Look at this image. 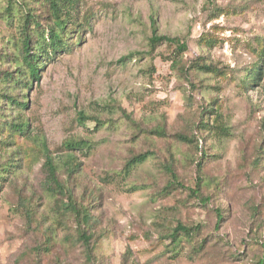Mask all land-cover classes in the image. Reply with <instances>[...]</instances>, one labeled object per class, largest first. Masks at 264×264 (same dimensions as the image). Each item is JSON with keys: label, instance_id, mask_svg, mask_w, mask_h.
Instances as JSON below:
<instances>
[{"label": "rangeland", "instance_id": "rangeland-1", "mask_svg": "<svg viewBox=\"0 0 264 264\" xmlns=\"http://www.w3.org/2000/svg\"><path fill=\"white\" fill-rule=\"evenodd\" d=\"M9 3L0 77L30 87L0 80V264L264 263V0H64V48L41 54L38 81L21 61L19 8L41 30L53 17L44 0H12V16ZM70 140L88 150L67 152ZM44 150L90 216L88 244L48 186ZM177 224L197 235L174 247Z\"/></svg>", "mask_w": 264, "mask_h": 264}, {"label": "trees", "instance_id": "trees-1", "mask_svg": "<svg viewBox=\"0 0 264 264\" xmlns=\"http://www.w3.org/2000/svg\"><path fill=\"white\" fill-rule=\"evenodd\" d=\"M8 2L12 3V0H7ZM45 5L48 6L51 16L53 17V24L54 27H48L47 29L41 30L39 25L32 24V27L29 26V23L33 22L35 17L34 15L30 14L27 11H24L22 7L19 8V10L27 16L25 17L26 23L22 25V30H24V33L22 35V40H21V48H20V55H21V61L23 63V66L25 67V70L28 74V77L26 80L29 81H38L39 79V70L41 69V66L44 65L42 62V53L46 51V49L50 53L56 54L58 51L62 50L64 48V43L63 40L60 38L57 28L60 27V16L63 14L64 11V0H44ZM8 7H6L5 11L7 12L8 16H12V9L10 7V4ZM35 27V28H34ZM37 30V31H36ZM41 30V31H38ZM153 44H157L159 42H166L169 44H174L176 45V48L179 52L185 51L186 46L183 43H180L177 39H171L169 37L165 36H153L151 39ZM35 45V49H33V46ZM40 67V68H39ZM202 69L206 70L205 67H202ZM23 71H21L22 74ZM19 77H23L22 75ZM17 78H11V75L7 73H3L2 76L0 77V80L2 82H13L16 86H19L20 83L22 85V88H28L30 87L29 82L23 81L22 79ZM25 77V76H24ZM251 77L254 79H258L259 77V72H251ZM250 77V78H251ZM250 81V80H249ZM10 102H14V99L12 98H7ZM16 104L26 108L27 103L22 102L18 103L16 101ZM210 113L214 112L212 108L209 110ZM217 115L215 112V118L214 122L217 121ZM78 120L83 123L87 120V117L83 113L78 114ZM211 124V119L208 118L205 120H201L198 125H197V130L202 131L204 129H209V125ZM14 129L18 131L20 134L24 133L25 130L23 129V126L20 125H14ZM208 127V128H207ZM181 140H186L183 137H179ZM88 145L86 141L84 140H70L64 144V148L66 149L67 152H72V151H84L88 150ZM45 151V150H44ZM45 156V167L48 170L47 171V183L48 186L54 190H57L62 194V199H66L67 201L63 203L62 207L66 209L67 211H71L73 215L76 218V224H77V229H78V239L83 243V244H88V241L90 240V236L87 234L88 231V226L90 223V216L82 208L77 207L76 202L73 199V194L71 192H68V189L64 187L60 181L57 178L56 175V165L54 164L53 159L48 155V153L45 151L44 153ZM201 156H204V153L201 152ZM147 159L146 154H139L135 157H133L129 161V166H134L140 163H143ZM79 164L75 163V161L72 159V155L69 154L67 155L66 159V169L68 171V174H73L78 171ZM171 176V182L173 184H179L177 181L176 177L170 173ZM180 186V185H178ZM197 228H192V227H187L181 224H177L174 228L171 229V231L168 233L167 237L169 238V242L171 246L174 247H179L180 244L183 241L188 242V240H192L193 238L196 237L197 233L196 230ZM257 264H264L263 263V258L259 259L257 261Z\"/></svg>", "mask_w": 264, "mask_h": 264}]
</instances>
